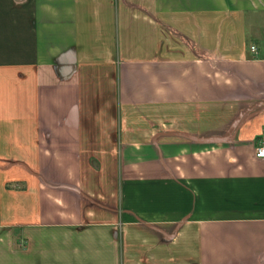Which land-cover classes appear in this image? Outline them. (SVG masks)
I'll return each instance as SVG.
<instances>
[{"label": "crops", "instance_id": "obj_1", "mask_svg": "<svg viewBox=\"0 0 264 264\" xmlns=\"http://www.w3.org/2000/svg\"><path fill=\"white\" fill-rule=\"evenodd\" d=\"M263 139L264 0H0V264H264Z\"/></svg>", "mask_w": 264, "mask_h": 264}, {"label": "rangeland", "instance_id": "obj_2", "mask_svg": "<svg viewBox=\"0 0 264 264\" xmlns=\"http://www.w3.org/2000/svg\"><path fill=\"white\" fill-rule=\"evenodd\" d=\"M162 117L164 118L165 116L162 115ZM150 119V120H149ZM156 120V118H155ZM154 119L151 120V117L148 115V114H143L141 113L139 116L137 115V121H138V124L142 123V124H145V126H151V121L155 122ZM159 123L164 127V124L163 123H166L165 121V118L162 119V120H158ZM151 130H149L148 132H142V133H138V135L141 137V135H143L144 137H147V136H150L151 135Z\"/></svg>", "mask_w": 264, "mask_h": 264}, {"label": "built area", "instance_id": "obj_3", "mask_svg": "<svg viewBox=\"0 0 264 264\" xmlns=\"http://www.w3.org/2000/svg\"><path fill=\"white\" fill-rule=\"evenodd\" d=\"M256 48L257 47L254 45L253 50H256ZM255 155L256 157H264V139L257 144Z\"/></svg>", "mask_w": 264, "mask_h": 264}]
</instances>
